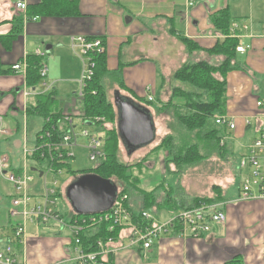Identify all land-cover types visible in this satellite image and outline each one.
Instances as JSON below:
<instances>
[{"label":"crops","instance_id":"1","mask_svg":"<svg viewBox=\"0 0 264 264\" xmlns=\"http://www.w3.org/2000/svg\"><path fill=\"white\" fill-rule=\"evenodd\" d=\"M24 1L30 7L40 0ZM189 2H192L191 6ZM78 10L80 15L74 18L39 17L28 21L27 8L22 12L15 9L14 0H0V37L14 38L8 49L0 41V70L3 71H0V117L3 127L12 131L0 139V152L10 155L15 169L26 166L30 171L32 168L22 156L23 147L27 146V130H34L27 146L31 148L44 125L41 117L27 116V107L35 104V96L53 90L56 104L66 111V104L80 92V78L87 56L82 55L80 44L74 39H104L106 60L101 77L104 91V85L113 81L112 88L118 94L146 107L153 115L155 108L144 100L150 93L156 102L165 74L171 92L180 85L173 74L183 65L199 61L211 65L220 62L221 57L209 55L206 50L225 39L213 22L221 12L232 19L231 23L234 20L250 22L255 34L260 32L264 20V0H78ZM181 39L196 44L198 49L190 51ZM244 42L253 46L246 54L235 53L236 60L243 58L240 64L244 69H233L225 76V115L234 121L235 129H218L228 155L236 152L238 161L246 146L257 136L258 129L264 127V106L262 109L256 107L257 94L264 102V41L245 38ZM37 51L44 53L41 58L48 67L46 79L51 64L54 68L69 67L67 75L49 78V83L41 79L34 87L28 86L27 67ZM159 62L162 68H159ZM16 63L22 67L14 73L11 66ZM61 84L68 85L70 93H60ZM39 85L41 90L37 89ZM41 172L43 175L46 170ZM4 183L2 194L7 202L0 207V237L9 234L7 209L14 193L12 185ZM237 184L231 179L219 201L226 217L224 226H212L209 233L199 238H179L173 234L162 237L147 250L120 249L110 255L112 263L110 256L105 258L106 264L108 261L109 264H226L234 258L242 264H263L264 200H239L240 184ZM42 192L43 189L33 194L39 196ZM129 204L131 209H136ZM159 212L164 214L162 219L168 214L163 210ZM69 213H72L70 206ZM34 228L38 233H27L18 251L20 261L24 259L26 264H77L69 232L64 231L63 235L62 229L53 223Z\"/></svg>","mask_w":264,"mask_h":264},{"label":"built area","instance_id":"2","mask_svg":"<svg viewBox=\"0 0 264 264\" xmlns=\"http://www.w3.org/2000/svg\"><path fill=\"white\" fill-rule=\"evenodd\" d=\"M192 5V2H189ZM16 10L25 12L26 3L24 0H14ZM228 37L237 40L235 52L246 54L253 49L252 44L245 43L244 39L252 40L261 38L264 41V20L259 33H253L252 24L246 20H234L229 27ZM80 44L82 55H86V64L82 70L80 78V92L82 96L83 88L86 82L93 75V64L87 53L99 52L102 50L100 40L86 42L82 37L74 39ZM264 52V46H263ZM36 56H44L43 52H36ZM22 64L17 63L11 66V70L16 73L21 70ZM48 73L47 64L42 61L39 68V75L42 80L46 79ZM256 107L263 108L264 102L256 95ZM148 102H153V94H147ZM70 115L61 116V120L55 124L51 123L48 118L44 121L43 126L35 137V145L31 148L23 147V161L44 151L53 160V152L61 160H70L73 158V148L79 146V135L75 132V125ZM214 124L218 127L228 130L235 129L234 121H231L226 115L213 117ZM100 118L91 120V126L100 123ZM249 125V122H246ZM12 133L9 129L3 127V119L0 117V139L9 136ZM80 136L84 139V146L88 153V160L95 163V166L103 159V145L105 133L102 130H96L95 133L82 131ZM223 142V140H221ZM45 153H41L40 157ZM238 168L244 171L243 178L239 186V200L246 201L250 199L264 200V127L258 129L257 136L246 146L245 153L240 156L237 162ZM94 166V167H95ZM33 167V166H32ZM46 173H52L47 161L43 165ZM27 171V172H26ZM60 174V171L57 172ZM0 175L12 185L14 190L10 197L7 215L9 219V234L0 237V264H26L22 259L20 261L19 249L23 245L27 236V226L46 227L49 223L54 222L56 226L70 233L71 250L75 253L77 264H106L105 258L116 253L120 249L135 248L147 250L154 242L159 241L162 237H168L172 234L175 237H195L199 238L210 232L212 226H224L226 217L223 205L217 203H201L194 207L179 208L176 211L168 213L165 218L154 216L149 210H141L137 214L142 222H134L132 219V210L129 206V199L126 194L117 191L116 199L112 207L103 213L76 215L73 212L67 217H62L55 208V201L58 189L57 181L53 180L52 185L48 186L43 183V192L39 196L29 194L28 186L32 177L28 175L26 166L22 169H15L12 166L10 155L0 152ZM136 212V211H135ZM137 213V212H136ZM102 224H109L107 232L111 233L118 230L117 237H105L96 240L97 251L85 252L82 248L80 235L84 232L97 231ZM60 264V263H56ZM264 264V263H263Z\"/></svg>","mask_w":264,"mask_h":264},{"label":"trees","instance_id":"3","mask_svg":"<svg viewBox=\"0 0 264 264\" xmlns=\"http://www.w3.org/2000/svg\"><path fill=\"white\" fill-rule=\"evenodd\" d=\"M26 19L28 21H34L39 17H52V18H64V17H78L80 15L78 10V0H40L37 4L27 7ZM232 19L225 15V12H221L220 15L214 18V25L220 32L225 35V39L218 41L215 45L206 50L209 55L220 56L222 61L219 65H211L205 61H199L195 63H188L180 67L173 74L174 80H176L182 87L187 86L188 91L183 90L181 87L172 89L171 98L180 97L184 99V108L186 112L176 114L175 117L178 122L188 131L197 130L199 134L203 129L206 133L203 135V140L207 142L211 140L214 142L215 148H223L224 141L221 142V136H219V130L210 126L215 125L213 121V115H225V76L233 69H244V65L237 63L235 46L237 40L227 36L229 25ZM14 39V38H13ZM11 36L0 37L1 43L5 49H8L13 41ZM95 39H85L86 42H91ZM100 40L102 50L99 52H88L87 55L93 64V75L89 79L82 91V100L80 104V110L82 113L83 125H91V120L94 118L102 119L101 122L109 123L111 128L107 130L102 127L103 124H96V130H102L105 133L104 145H103V159L98 165L89 170L83 171H71L70 160H61L57 157V153L53 152V160L50 161L49 156H46L44 151L38 152L36 155L30 157V163L39 165L40 171H43V165L47 161L48 166L52 169V173L65 170L66 173H71L72 176L75 174H96L104 179L112 181L116 186L118 184L126 183L130 175L128 171L131 166L122 163L119 159L118 146L120 144V136L117 128V115L113 114L112 106L106 99V92L102 87V75L105 72V41L104 39L96 38ZM190 51L198 49L196 44L191 43L186 39H181ZM42 63V58L38 56H32L29 60L27 67V84L30 87H34L40 80L39 68ZM17 64V63H16ZM14 65V64H13ZM11 71L10 69H8ZM3 72L2 70H0ZM147 105H151L147 99L144 100ZM56 106L55 92L53 90L46 91L35 96V104L27 107V116L37 115L44 121L55 115L51 112ZM57 115V114H56ZM61 120L60 116L53 121L55 124ZM213 121V123H212ZM100 122V123H101ZM88 123V124H87ZM48 126V125H47ZM47 126H43L46 129ZM41 153H45L40 157ZM181 165H192L202 160L203 156L198 151L196 145L189 143L184 147L179 148V152L173 154ZM34 163L32 166L34 167ZM77 177L74 176L73 179ZM118 189V187H117ZM118 191V190H117ZM122 194H126L125 190H121ZM170 192V191H169ZM166 197L163 201L156 203L154 195L146 196L143 195V209H135L132 211V219L134 222H142L143 220L137 215L141 210H150L152 206H155V211L165 210L168 213L176 211L179 208H189L197 206L201 203L219 202L221 201L220 196L217 195V199L212 198H194L190 204L184 205L178 201V204H174L171 195L166 192ZM57 197H61L62 191L58 189ZM129 199V198H128ZM129 203V201H128ZM130 206V204H129ZM131 208V207H130ZM133 210V209H132ZM137 213H136V212ZM66 217L67 215H62ZM109 224H102L97 231L84 232L80 235V241L82 248L85 252L97 251L96 240L99 238L104 239L105 237H117L119 231L114 230L111 233L107 232ZM106 239V238H105ZM113 257H109L110 263H112ZM109 264V261H108ZM226 264H242L237 258H234Z\"/></svg>","mask_w":264,"mask_h":264},{"label":"rangeland","instance_id":"4","mask_svg":"<svg viewBox=\"0 0 264 264\" xmlns=\"http://www.w3.org/2000/svg\"><path fill=\"white\" fill-rule=\"evenodd\" d=\"M140 57L142 59L143 56ZM237 60L239 61H237V63L243 62V58H237ZM221 61L222 58L220 62L216 64V66L219 65ZM158 65L159 68H162V64L160 62ZM68 71L69 67L62 66L54 68L53 64H51L50 73L44 82L49 83V78L52 77H64L67 75ZM164 77L163 87L157 96V100H155L156 102H151V107L155 108L152 112L153 115L150 113L155 127L154 141L137 147L136 151L132 152L131 154H128L120 144L118 146V157L120 161L131 167L129 170H127L130 177L127 179L126 183L118 184L119 182L115 181L118 187L117 190L119 193H122V189L125 190L127 192L129 202L132 203L136 209L144 208V203L142 201L143 195H154L156 198V203H158L163 201L167 196L166 192L171 195L174 204H178L179 201L184 205H188L195 197L208 199L212 198L216 200L217 195H221L220 198L222 199L223 193L229 187V182L231 179L234 180V183L240 184L244 171L237 168L236 165L239 154L237 155L235 152L228 155V151L224 146L220 151L219 149L215 148L213 141L208 140L205 142V140H203V135L206 133L205 129L200 131L201 133L199 134L197 130H186L178 122L175 115L186 112L185 108L183 107L184 99L180 97L171 98L172 89L170 92V88L168 89L166 85L168 82V75L165 74ZM110 83L111 84L109 85H104L106 90V99L112 106L113 114H116V109L114 108L113 103L115 102L114 93L117 91L112 88L113 81H110ZM177 87H181L185 91L189 90L187 86L182 87L181 85H178ZM37 89L41 90V85L37 86ZM59 92L68 94L70 93V87L68 85L61 84L59 85ZM81 100L82 96H75L73 100H71L70 104H66L68 107L66 111L63 109V107H58L60 104L57 103L51 112V114L55 116L53 118L48 117V120L51 122L49 124H52L58 115L61 118L62 114L64 116L68 114L72 116V118H77L72 119L75 125V132L79 135V146L73 148V158L70 159V168L71 171L74 172L89 170L95 166V163H91L88 160L87 150L82 148L85 142L80 136L81 132L87 131L89 133H95L96 128L95 126L91 125H83V119L81 118L82 113L80 110ZM214 116L218 115L215 114L212 117ZM100 124H103L102 127L106 130L111 128L109 123L101 122L99 125ZM210 126L220 129V127L216 125ZM33 134L34 130H27V146L30 145ZM189 143L196 145L203 158L192 165H181L176 159H174L173 154H175V152H179L180 147H184ZM26 161L29 165L34 163H30V158H27ZM33 168L37 169L38 172H31L28 170V175L32 177V181L28 186L29 194L36 193L40 190L42 191V182L44 181V178L48 186H53L52 182L53 180H56V187L60 188L63 196L56 198L55 208L60 214L68 215L69 204L64 197V191L66 186L73 180V177L78 176V174L72 176L71 173L68 174L65 170H60V174L51 172L47 174L46 172H43V175L40 178L38 174L41 167L34 163ZM4 182L6 181L0 177V207L5 205L3 202H7L5 195L2 194V187L5 186ZM211 203H217V201H212ZM155 210V206H152L149 211L154 216L159 218L164 215ZM163 211L165 210L163 209ZM52 223L55 225L54 222H51V224ZM33 226H27V233H38V230H36L34 228L35 226ZM41 227L43 226H39L38 228ZM64 231L68 233L67 230H62L61 233H63V235L66 233Z\"/></svg>","mask_w":264,"mask_h":264},{"label":"water","instance_id":"5","mask_svg":"<svg viewBox=\"0 0 264 264\" xmlns=\"http://www.w3.org/2000/svg\"><path fill=\"white\" fill-rule=\"evenodd\" d=\"M114 97L120 143L127 153L131 154L137 147L154 141V122L146 107L121 96L118 92L114 93ZM30 171L38 172L33 167ZM38 175L41 177L42 172L39 171ZM116 196L117 186L96 174L75 177L64 191V197L76 215L106 212L112 207Z\"/></svg>","mask_w":264,"mask_h":264}]
</instances>
